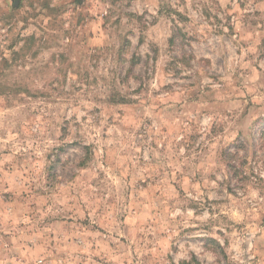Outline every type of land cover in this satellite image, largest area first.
Listing matches in <instances>:
<instances>
[{
  "label": "rangeland",
  "instance_id": "1",
  "mask_svg": "<svg viewBox=\"0 0 264 264\" xmlns=\"http://www.w3.org/2000/svg\"><path fill=\"white\" fill-rule=\"evenodd\" d=\"M0 264H264V0H0Z\"/></svg>",
  "mask_w": 264,
  "mask_h": 264
}]
</instances>
